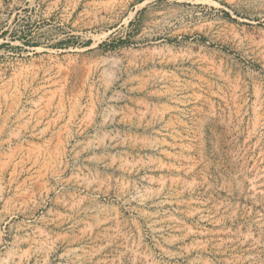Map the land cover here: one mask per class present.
I'll return each instance as SVG.
<instances>
[{
  "label": "rangeland",
  "instance_id": "rangeland-1",
  "mask_svg": "<svg viewBox=\"0 0 264 264\" xmlns=\"http://www.w3.org/2000/svg\"><path fill=\"white\" fill-rule=\"evenodd\" d=\"M0 264H264V0H0Z\"/></svg>",
  "mask_w": 264,
  "mask_h": 264
}]
</instances>
